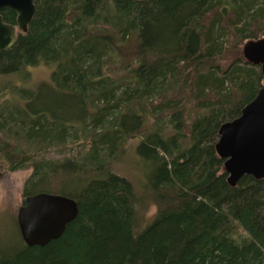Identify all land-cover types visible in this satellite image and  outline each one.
<instances>
[{
	"label": "trees",
	"instance_id": "obj_1",
	"mask_svg": "<svg viewBox=\"0 0 264 264\" xmlns=\"http://www.w3.org/2000/svg\"><path fill=\"white\" fill-rule=\"evenodd\" d=\"M35 5L0 77L56 69L34 89L0 85V175L30 169L23 202L63 195L79 213L44 248L16 223L21 246L0 244V264H264V178L230 185L216 150L263 86L240 46L264 38V0ZM131 142L140 185L118 170Z\"/></svg>",
	"mask_w": 264,
	"mask_h": 264
},
{
	"label": "water",
	"instance_id": "obj_2",
	"mask_svg": "<svg viewBox=\"0 0 264 264\" xmlns=\"http://www.w3.org/2000/svg\"><path fill=\"white\" fill-rule=\"evenodd\" d=\"M4 10L17 14V26L6 23L0 15V52L12 48L18 35L28 31L36 13L35 0H0V12ZM243 55L249 63L261 66L263 86L241 116L224 123L219 131L216 150L225 160L232 186L247 175L264 178V38L246 42ZM78 213L75 199L39 193L25 199L17 213V224L27 246L44 248L63 236Z\"/></svg>",
	"mask_w": 264,
	"mask_h": 264
},
{
	"label": "rangeland",
	"instance_id": "obj_3",
	"mask_svg": "<svg viewBox=\"0 0 264 264\" xmlns=\"http://www.w3.org/2000/svg\"><path fill=\"white\" fill-rule=\"evenodd\" d=\"M246 42L243 43L242 47L240 46V52H242ZM228 57L232 59L234 56L229 53ZM55 69L56 64L28 67L20 73L0 77V85H15L34 89L43 82H50ZM8 98L5 97V99ZM135 153V143L131 142L125 149L120 168L117 169L123 170L129 178L140 185L145 179V174L140 168L141 166L138 165V158ZM30 174L31 170L27 169L0 175V244L2 247L18 248L21 246L16 220L18 210L24 203L22 198L23 186ZM145 210L147 218L151 220L156 213V207L150 206Z\"/></svg>",
	"mask_w": 264,
	"mask_h": 264
}]
</instances>
